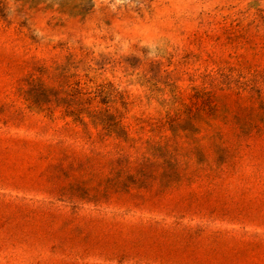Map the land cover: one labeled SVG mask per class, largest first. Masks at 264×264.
Listing matches in <instances>:
<instances>
[{"label":"rangeland","instance_id":"1","mask_svg":"<svg viewBox=\"0 0 264 264\" xmlns=\"http://www.w3.org/2000/svg\"><path fill=\"white\" fill-rule=\"evenodd\" d=\"M61 1L0 0V264H264V0Z\"/></svg>","mask_w":264,"mask_h":264},{"label":"trees","instance_id":"2","mask_svg":"<svg viewBox=\"0 0 264 264\" xmlns=\"http://www.w3.org/2000/svg\"><path fill=\"white\" fill-rule=\"evenodd\" d=\"M59 4H60V6L62 8H64L68 4H70V0H65V1L62 0L61 2H59ZM90 9H91V4L89 5V1L88 0H80L79 3H76L75 5H73L70 8L69 13L70 14H82V15H86V13H88L90 11ZM218 99L219 98H216L215 101L218 102ZM259 99H261V98H259ZM221 104H222V102H221ZM224 104L225 103H223L221 105V107L224 110H226L227 108L225 107ZM260 104L262 105V106H260L261 110H264V100H261L260 101ZM216 106H219V105H216L215 104V107ZM215 107L213 108V111L216 110ZM69 108H73V107L70 105ZM235 116H236V119H239L238 115H235ZM200 119L201 118L198 115L195 114V115L190 116L188 120H189V122H191L192 124H194L196 126L197 124H199V120ZM75 120L77 122H81V119H80V117H79L78 114H76V119ZM172 122H173V124H175V126H178L179 127L182 124V122H184V121H182L181 119H176V120H172ZM117 124H119V122L115 123V125H117ZM107 128H110V125L107 126ZM152 149L153 150H155V149L157 150V148H154V145H152ZM194 151L195 152H201V149L196 148ZM151 157H153L154 159H156V155L152 151H151ZM161 157H163V156H161ZM163 159H164V161L162 163L165 164V166L167 168V176L169 178V181H171L170 178L171 179L172 178H178L179 177V161L177 159H174V158H171V157H164ZM139 165L140 166L138 167L137 172L134 171V172H132L130 174V171H126V174L128 176L129 175L132 176L133 179H136V177L139 178L138 175H143L144 177H146V172H147L146 171V165H147V162L143 161ZM110 188H111L110 186H107V189H110Z\"/></svg>","mask_w":264,"mask_h":264}]
</instances>
